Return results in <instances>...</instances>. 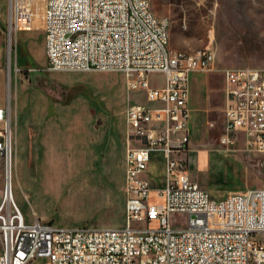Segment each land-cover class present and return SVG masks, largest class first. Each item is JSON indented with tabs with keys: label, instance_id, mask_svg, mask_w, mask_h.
I'll list each match as a JSON object with an SVG mask.
<instances>
[{
	"label": "built area",
	"instance_id": "obj_1",
	"mask_svg": "<svg viewBox=\"0 0 264 264\" xmlns=\"http://www.w3.org/2000/svg\"><path fill=\"white\" fill-rule=\"evenodd\" d=\"M38 17L47 70L118 71L127 89H142L158 105L128 102L123 109L133 141L124 151L123 224L100 227L55 224L33 211L23 216L6 186L13 154L7 108L0 106V264H264V243L256 237L264 232V67L221 70L218 137L263 155L262 184L213 197L188 178L185 153L188 74L208 69L214 51L169 50V19L155 15L149 0H8L7 51L11 33ZM149 72H160L162 83L148 84ZM152 151L163 159V184L156 188L142 176ZM174 211L185 213L183 225L170 223Z\"/></svg>",
	"mask_w": 264,
	"mask_h": 264
},
{
	"label": "rangeland",
	"instance_id": "obj_2",
	"mask_svg": "<svg viewBox=\"0 0 264 264\" xmlns=\"http://www.w3.org/2000/svg\"><path fill=\"white\" fill-rule=\"evenodd\" d=\"M7 4L8 0H0V84L13 158L17 131L25 141L17 166L12 159L13 199L26 219L33 211L44 221L65 226L122 225L123 197L114 181L120 171L114 170V190L105 198L101 183L110 156L98 149L109 137L117 142L123 136V109L128 102L146 104L142 93L126 91L118 71L47 70L39 17L32 28L11 33L7 52ZM149 5L155 15L168 17V44L173 42L175 49L192 52L210 47L215 52L210 67L199 70L215 73L208 85L220 84L219 73L226 66H264V0H149ZM147 79L156 83L161 75L149 73ZM205 125V137L191 141L188 176L213 197L260 185L263 155L246 150L239 140L229 146L219 142L222 125L217 108L207 111ZM65 132L78 133L83 152L69 156L57 150L56 155L44 156L47 136L59 148ZM114 159H119V149ZM150 165L159 171V153H151ZM151 180L160 184L157 173ZM169 221L183 225L185 213L171 212ZM138 224L131 221L132 226ZM256 237L264 243V232Z\"/></svg>",
	"mask_w": 264,
	"mask_h": 264
},
{
	"label": "crops",
	"instance_id": "obj_3",
	"mask_svg": "<svg viewBox=\"0 0 264 264\" xmlns=\"http://www.w3.org/2000/svg\"><path fill=\"white\" fill-rule=\"evenodd\" d=\"M149 8H150V5H149ZM32 27H33V25L29 28H32ZM24 29H27V28H24ZM18 30H20V29H18ZM167 48L169 50H181V49H175L173 42H169V44H168V30H167ZM182 51L187 52V50H182ZM214 58H215V52H214ZM214 58H213V61H214ZM213 61H212V63H213ZM0 64H1V61H0ZM239 66H241V65H239ZM226 67H235V66H226ZM249 67H264V66H249ZM0 70H1V66H0ZM149 73H159L161 75L160 72H149ZM0 76H1V72H0ZM122 76H123V74H122ZM213 76H216L215 73L200 72V71H191L188 74L187 101H186V105L188 108V119H187L188 142H187V150L185 153L186 163L188 162V153L190 151L191 141L196 142V141L200 140L201 137L203 138V136L205 137V135H206L207 127L205 125V121L207 119V111H212L213 108H217L219 111V117H220L221 125L223 123V111H222V107H223V80H222V74H221V72L219 73V76H220V78L218 77V81L220 83L219 85H208L209 81L213 78ZM123 80H124L123 83H124V87H125L126 91L138 90L142 93L146 104H143V103H135V104L142 105L145 107H151V106L158 105V102H156V101L146 100V98L144 96V92L142 89H140V88L127 89L124 76H123ZM147 81H148V79H147ZM161 83H162V75H161V81H159V82H156V83L152 82L151 83L150 81H148V84L154 85V86L160 85ZM1 88L2 87L0 84V94H1L0 106H4L7 108V106L1 102V97H2ZM216 99L218 100L217 102H216ZM1 126H2V123L0 122V127ZM59 132H63V131H59ZM65 134L67 135V137L63 136L59 140V148H56V145H54V143L52 142L51 136H47L48 142H47V145L43 147V153L42 154L45 156V154H47V153L50 154V152H51L52 154L56 155L57 153H54V151L56 152L57 150H58L59 154L61 153L64 155H69V156L81 154L83 152V149H82V143L79 142V140L77 139L78 133L74 132V134H73L72 132H68V133L65 132ZM195 135L199 136V137L197 139L193 138V136H195ZM239 141L241 142V140H239ZM15 143H16V153L14 154L13 164L17 166L19 164L18 159L20 158V155L24 152V148H25V145H24L25 141H23V139H22V131H20V132L17 131V137H16ZM130 143H133V141L128 140L126 138L125 126H124L123 136L120 139H118L117 142H115L113 137H109L107 140V143L105 145L104 144L101 145L102 150L98 149L99 151H103V149H104V152L109 154V156H110V167L107 171L108 172L107 177H106V180L104 182L102 180V183H101L102 188H104L106 190V192L104 194L105 198H107L108 194H110V192H112L114 190V188L112 187V182H113V179H112L113 175L112 174L115 173L114 170L119 168V171H120L119 172L120 173L119 178L117 177L118 176L117 175L116 179L114 181H115V183H117L116 188H118V187L120 188V191H121V194L123 197V201H124L123 192L121 190L122 182H123L124 151H125L126 146ZM116 149H119V159L118 160L114 159V152H116ZM152 152L159 153V155L161 157V168L159 169V171H157L156 169H154L150 165V155ZM152 152H150V154H149L147 166H146L145 171L142 173V176H144L148 179L149 186L151 188H156V187H159L163 184V179H162L163 159H162L160 152H158V151H152ZM254 153H258V152H254ZM115 164L117 166H115ZM156 173L158 174V179L160 180V184H158V185L153 184L152 180H151L152 176ZM186 173H187V171H186ZM261 175L262 176H261L260 185L262 184L263 170H262ZM187 176H188V174H187ZM4 177H5L4 165H3V160L0 157V199H1V195H2ZM188 178L190 180L194 181L189 176H188ZM260 185H258V186H260ZM255 187H257V186H255ZM122 210H123V206H122ZM104 226H112V225H104ZM37 263H38V260H35V261H32L30 264H37Z\"/></svg>",
	"mask_w": 264,
	"mask_h": 264
},
{
	"label": "bare ground",
	"instance_id": "obj_4",
	"mask_svg": "<svg viewBox=\"0 0 264 264\" xmlns=\"http://www.w3.org/2000/svg\"><path fill=\"white\" fill-rule=\"evenodd\" d=\"M196 51V50H195ZM180 52H182V53H192V52H194V51H192V52H186V51H180ZM9 175H8V173L6 174V186H9L10 185V180H9ZM10 192H11V190H10ZM12 195V194H11Z\"/></svg>",
	"mask_w": 264,
	"mask_h": 264
}]
</instances>
